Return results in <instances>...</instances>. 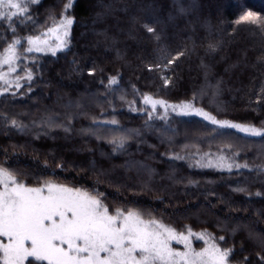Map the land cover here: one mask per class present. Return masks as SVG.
Listing matches in <instances>:
<instances>
[{"label": "trees", "instance_id": "obj_1", "mask_svg": "<svg viewBox=\"0 0 264 264\" xmlns=\"http://www.w3.org/2000/svg\"><path fill=\"white\" fill-rule=\"evenodd\" d=\"M19 1L0 15V55L18 52L22 78L0 93V167L27 187H81L108 213L144 209L264 264V160L253 150L264 142V0ZM57 27L60 47H26ZM183 106L194 111H172ZM219 156L223 167L206 166ZM129 162L155 171L156 187Z\"/></svg>", "mask_w": 264, "mask_h": 264}, {"label": "rangeland", "instance_id": "obj_2", "mask_svg": "<svg viewBox=\"0 0 264 264\" xmlns=\"http://www.w3.org/2000/svg\"><path fill=\"white\" fill-rule=\"evenodd\" d=\"M20 6L19 0H0V15L13 14ZM64 35L62 27L44 38H29L26 47L35 52H48L60 47ZM17 54L15 49H8L0 55V93L22 79L17 74ZM77 106L75 103L67 108ZM172 111L187 116L194 110L183 106ZM37 127L39 130L40 126ZM56 127L53 123L45 124L49 132ZM22 128L26 136L36 134L37 140L42 137L40 130L31 133L30 126ZM90 130L88 135L96 140H109L113 135L104 134L107 138L98 130ZM247 130L241 129L240 133L258 134L255 129ZM253 150L264 160V142L254 144ZM215 159H206V166H224L221 156ZM129 164L140 176H146L148 184L155 186V171L141 163ZM170 167L174 168L171 164ZM0 264L242 263L233 260L230 251L210 235L190 229L176 230L144 209L128 206L108 213L99 197L81 187L55 182L27 187L10 170L0 167Z\"/></svg>", "mask_w": 264, "mask_h": 264}]
</instances>
